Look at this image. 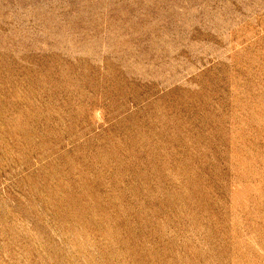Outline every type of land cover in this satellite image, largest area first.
Listing matches in <instances>:
<instances>
[{"label":"rangeland","instance_id":"1","mask_svg":"<svg viewBox=\"0 0 264 264\" xmlns=\"http://www.w3.org/2000/svg\"><path fill=\"white\" fill-rule=\"evenodd\" d=\"M0 264H264V0H0Z\"/></svg>","mask_w":264,"mask_h":264}]
</instances>
